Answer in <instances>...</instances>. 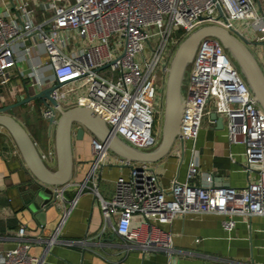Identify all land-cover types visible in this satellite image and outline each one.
<instances>
[{"label": "built area", "instance_id": "1", "mask_svg": "<svg viewBox=\"0 0 264 264\" xmlns=\"http://www.w3.org/2000/svg\"><path fill=\"white\" fill-rule=\"evenodd\" d=\"M37 5L45 13L38 21L28 0H17L15 16L10 7L0 11V85L17 66L16 47L27 54L42 44L52 71L50 84L61 83L51 96L64 108L91 109L112 134L142 150L153 148L160 138L155 129L157 73L166 71V55L176 40L203 24H218L241 40L264 44V0H37ZM178 29L183 30L181 36H175ZM183 87L185 101L174 145L181 156L180 141L192 142L184 180L174 179L164 187L149 162L129 163V172L115 179L112 196H98L104 223L130 245L168 255L175 251L172 234L160 226L187 213L224 214L226 229L235 225L237 216H259L264 236V111L216 37L206 36L198 43ZM209 105L222 116L229 142L243 145L246 170L255 172L242 187L214 185L211 172L199 171L194 142ZM45 107L47 120L56 117L50 104ZM90 146L87 180L94 182L96 169L108 161L111 151L96 137ZM41 156L52 160L54 150ZM116 160L124 165L123 158L117 155ZM197 174L198 184L192 181ZM70 209L61 210L44 252L61 243V225ZM30 245L22 225L15 245L0 252V264H41L42 256L30 254Z\"/></svg>", "mask_w": 264, "mask_h": 264}, {"label": "crops", "instance_id": "2", "mask_svg": "<svg viewBox=\"0 0 264 264\" xmlns=\"http://www.w3.org/2000/svg\"><path fill=\"white\" fill-rule=\"evenodd\" d=\"M28 1L34 8V20L43 18L45 13L39 9L37 0ZM16 2L0 0V11L10 7L11 14L15 16L13 5ZM15 54L17 66L9 70V81L0 85V106L15 101L17 94L25 95V85L32 92L52 82L51 67L45 63L42 44L38 43L27 54L16 47ZM20 69L24 71L21 73ZM36 100L12 109L25 106L30 111L34 105H39L43 111L45 104ZM210 112L212 107L209 105L194 142L199 171L211 172L214 185L242 187L253 179L255 172L245 168L243 145L230 143L225 127H217ZM24 122L41 154L54 150L53 132L48 120L45 125L41 119L39 122ZM92 137L88 132L79 139L73 136L72 178L67 184L57 187L58 197L54 206L40 215L27 203L29 188L26 185L32 180V174L8 133L0 131V252L15 245L18 228L23 225L25 237L31 242L29 253L42 256L41 264H264L263 219L259 216H237L235 225L226 229L222 223L224 214L178 215L171 223L160 226L172 234L175 251L170 255L159 249H142L127 243L104 223L98 196L109 199L114 192L115 179L120 174L126 175L130 164L125 160L124 165L119 163L117 155L110 152L108 161L96 169L94 182L87 180L92 163ZM191 146V141L185 142L184 151L178 156L176 145H173L165 156L149 162L162 186L168 187L174 179L184 180ZM46 162L55 165L51 159ZM192 181L200 183V174ZM72 202L74 205L70 209ZM64 206L70 210L63 217L59 233L61 243L53 244L44 252L45 241L58 224ZM36 237H40L41 242H36Z\"/></svg>", "mask_w": 264, "mask_h": 264}, {"label": "water", "instance_id": "3", "mask_svg": "<svg viewBox=\"0 0 264 264\" xmlns=\"http://www.w3.org/2000/svg\"><path fill=\"white\" fill-rule=\"evenodd\" d=\"M221 14V13H220ZM206 36L216 37L237 66L247 83L254 100L264 111V70L248 47L246 40L239 39L227 28L218 24H203L188 33L179 42L166 66L162 127L158 143L149 150L136 148L119 136L111 133L106 123L91 109L84 106L64 108L52 96L51 91L61 83L49 84L38 90L20 93L15 101L0 106V127L10 136L29 172L32 180L28 186L27 203L29 207L44 215L54 206L58 197L57 187L67 184L73 175L72 138H82L85 132L107 145V148L123 158L127 164L132 162H154L165 156L174 145L179 130V121L184 106L185 72L192 60L200 40ZM40 99L56 110V117L49 118L54 139V161L51 166L41 156L33 138L24 124L9 111L15 106ZM217 127L223 128L222 116L210 112ZM182 148L184 142L180 141Z\"/></svg>", "mask_w": 264, "mask_h": 264}, {"label": "rangeland", "instance_id": "4", "mask_svg": "<svg viewBox=\"0 0 264 264\" xmlns=\"http://www.w3.org/2000/svg\"><path fill=\"white\" fill-rule=\"evenodd\" d=\"M178 36H181V33H177ZM182 40V38H179L178 40H176V42H174V44L169 48V51L167 52L166 55V63L168 64L169 59L171 57V55L173 54V52L175 51L176 47L178 46L179 42ZM248 47L251 49V51L254 53L255 57L257 58L258 62H260L262 64V57H264V44L260 43V44H254V43H248ZM191 62L189 63L186 72H185V79H184V83L187 81V76H188V70L190 68ZM264 65V64H263ZM262 68L264 69V66H262ZM160 69L156 68L155 72H159ZM158 76V86H159V113L157 116V119L155 121V129L157 131V137L160 135L161 133V127H162V115H163V101H164V84H165V78H166V71L157 73ZM183 91H184V87H183ZM5 104V103H3ZM32 110V111H31ZM31 110L29 111V108L27 107H19L18 109H11L9 112L14 115L17 119H19L24 126L27 129V126L25 124V120L26 121H38L41 119L43 121V125L46 124V118L43 116L42 111L40 110L39 105H34V107L31 108ZM44 118V119H42ZM30 121V122H31ZM29 122V123H30ZM37 124V123H35ZM33 124V125H35ZM0 131H4L6 132L2 127H0ZM52 161H54V158L52 159Z\"/></svg>", "mask_w": 264, "mask_h": 264}, {"label": "trees", "instance_id": "5", "mask_svg": "<svg viewBox=\"0 0 264 264\" xmlns=\"http://www.w3.org/2000/svg\"><path fill=\"white\" fill-rule=\"evenodd\" d=\"M178 32L182 34V33H183V30H182V29H178V30L176 31L175 36H178V35H177ZM36 101H40V99H37Z\"/></svg>", "mask_w": 264, "mask_h": 264}]
</instances>
